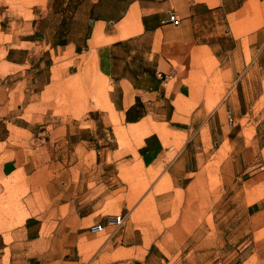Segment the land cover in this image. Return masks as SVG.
Segmentation results:
<instances>
[{
  "label": "crops",
  "instance_id": "crops-1",
  "mask_svg": "<svg viewBox=\"0 0 264 264\" xmlns=\"http://www.w3.org/2000/svg\"><path fill=\"white\" fill-rule=\"evenodd\" d=\"M84 17L82 42L66 46L88 54L90 74L107 85L111 118L130 139L99 164L114 166L117 176L129 166L148 173L146 181L161 171L181 182L196 171L183 150L204 133L213 162L228 166L229 182L242 181L236 196L253 198L244 213L255 247L230 264H264V0H84ZM22 52L9 48L7 62L20 65ZM1 134L0 183L24 174L48 201L34 203L10 240L1 234L0 264L169 263V251L106 222V175L87 169V160L71 165L77 173L41 179L27 170L21 141ZM98 223L103 228L92 229ZM187 248L185 255L195 254L197 244Z\"/></svg>",
  "mask_w": 264,
  "mask_h": 264
},
{
  "label": "rangeland",
  "instance_id": "rangeland-1",
  "mask_svg": "<svg viewBox=\"0 0 264 264\" xmlns=\"http://www.w3.org/2000/svg\"><path fill=\"white\" fill-rule=\"evenodd\" d=\"M43 27L45 35H36ZM85 29L84 0H0L1 135L11 132L21 141L29 173L42 179L87 160V169L106 175L111 214H125L123 227L169 251L168 264H230L238 253L250 252L255 245L245 226L253 222L245 220L244 209L253 198L236 196L242 181L229 182L228 166L213 162L214 145L203 143L204 133L183 150L196 171L181 182L161 171L146 181L148 173L129 166L117 176L114 166L99 164L118 157L114 148H125L130 139L117 116L111 118L115 114L103 101L107 85L103 90L90 74L88 54L66 46L82 42ZM9 48L23 51L20 65L7 62ZM226 152L220 151L222 157ZM33 187L24 174L0 183V237L10 240L9 230L34 203L48 201ZM190 241L197 244L195 254L185 255Z\"/></svg>",
  "mask_w": 264,
  "mask_h": 264
},
{
  "label": "built area",
  "instance_id": "built-area-1",
  "mask_svg": "<svg viewBox=\"0 0 264 264\" xmlns=\"http://www.w3.org/2000/svg\"><path fill=\"white\" fill-rule=\"evenodd\" d=\"M227 124L229 127H232L234 125V117L230 109H228ZM125 218H126V215L121 212L109 214L107 216L106 222L109 224L122 225L125 221ZM102 228H103V225L101 223H98L92 226V229L94 230H101Z\"/></svg>",
  "mask_w": 264,
  "mask_h": 264
},
{
  "label": "trees",
  "instance_id": "trees-1",
  "mask_svg": "<svg viewBox=\"0 0 264 264\" xmlns=\"http://www.w3.org/2000/svg\"><path fill=\"white\" fill-rule=\"evenodd\" d=\"M128 119H129V117H128Z\"/></svg>",
  "mask_w": 264,
  "mask_h": 264
}]
</instances>
